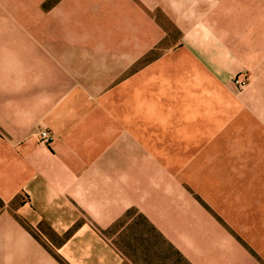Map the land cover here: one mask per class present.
<instances>
[{"label": "crops", "instance_id": "1", "mask_svg": "<svg viewBox=\"0 0 264 264\" xmlns=\"http://www.w3.org/2000/svg\"><path fill=\"white\" fill-rule=\"evenodd\" d=\"M43 15L0 23V264H131V212L190 264H264V0Z\"/></svg>", "mask_w": 264, "mask_h": 264}, {"label": "rangeland", "instance_id": "2", "mask_svg": "<svg viewBox=\"0 0 264 264\" xmlns=\"http://www.w3.org/2000/svg\"><path fill=\"white\" fill-rule=\"evenodd\" d=\"M60 1L61 0H0V23L16 24L43 22L44 12ZM40 3H42L41 10H39L38 7ZM122 221L123 222L117 223L106 231L105 234L122 252L129 263L168 264L170 262L167 258L168 256L162 251L159 242L156 240H149L144 236L148 228L140 215L131 212Z\"/></svg>", "mask_w": 264, "mask_h": 264}, {"label": "trees", "instance_id": "3", "mask_svg": "<svg viewBox=\"0 0 264 264\" xmlns=\"http://www.w3.org/2000/svg\"><path fill=\"white\" fill-rule=\"evenodd\" d=\"M141 217L148 228L146 231V235L144 236H146L149 240H156L159 242L162 251L165 252V254L168 256L167 258L170 260L168 264H190L170 243H168L163 238V236L143 216ZM122 220L118 223L123 222Z\"/></svg>", "mask_w": 264, "mask_h": 264}, {"label": "built area", "instance_id": "4", "mask_svg": "<svg viewBox=\"0 0 264 264\" xmlns=\"http://www.w3.org/2000/svg\"><path fill=\"white\" fill-rule=\"evenodd\" d=\"M234 84L238 89H244L249 84L247 73H241L234 79ZM40 143L48 145L52 141V133L49 130H42L39 134Z\"/></svg>", "mask_w": 264, "mask_h": 264}]
</instances>
